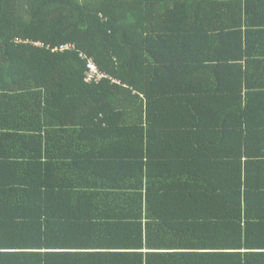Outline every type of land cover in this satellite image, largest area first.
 <instances>
[{
  "label": "trees",
  "instance_id": "1",
  "mask_svg": "<svg viewBox=\"0 0 264 264\" xmlns=\"http://www.w3.org/2000/svg\"><path fill=\"white\" fill-rule=\"evenodd\" d=\"M0 145V264H264V0H0Z\"/></svg>",
  "mask_w": 264,
  "mask_h": 264
},
{
  "label": "crops",
  "instance_id": "2",
  "mask_svg": "<svg viewBox=\"0 0 264 264\" xmlns=\"http://www.w3.org/2000/svg\"><path fill=\"white\" fill-rule=\"evenodd\" d=\"M207 1V0H206ZM216 1H234V0H216ZM236 1V0H235ZM212 6V2H206V4H205V6L207 5V6H209L210 7V5ZM214 5V4H213ZM204 6V5H203ZM206 6V7H207ZM208 8V7H207ZM212 7H210L208 10L207 9H204L205 10V12L206 11H209L208 13H211L212 12V9H211ZM220 9H217V10H215L217 13H222V12H220L219 11ZM228 13H241L240 12V4L238 5V4H236V3H233V5H229V8H228ZM2 144V143H1ZM2 146L0 145V157H1V155H4V152H3V150H2ZM12 149V151H10V152H13V151H16V150H19V148H11ZM1 160V159H0ZM111 244H114V246L116 245V242H112ZM110 244V245H111ZM112 247H114L113 245H111ZM120 254H122V253H111L110 255H107L106 257H104V256H100L99 257V259L97 260V261H93L92 263H90V264H131L132 262H133V260H130V257L128 256V255H120ZM160 260V259H159ZM164 261V260H163ZM146 261H144V263H145ZM162 262V260L160 261V262H154L153 264H159V263H161ZM171 264H176V262H171Z\"/></svg>",
  "mask_w": 264,
  "mask_h": 264
},
{
  "label": "built area",
  "instance_id": "3",
  "mask_svg": "<svg viewBox=\"0 0 264 264\" xmlns=\"http://www.w3.org/2000/svg\"><path fill=\"white\" fill-rule=\"evenodd\" d=\"M33 45L36 47H44L42 42L35 41ZM48 47V46H47ZM54 50L66 52V51H75L78 50L77 46L73 42H68V44L62 45ZM79 57L87 61V76L85 78L86 82H95L104 79L105 75L101 74L94 60H92L88 55L83 52L79 53Z\"/></svg>",
  "mask_w": 264,
  "mask_h": 264
}]
</instances>
